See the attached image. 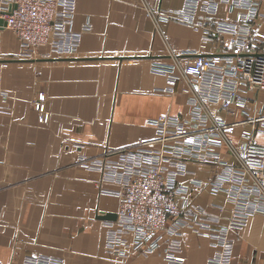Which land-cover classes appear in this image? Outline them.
Segmentation results:
<instances>
[{
  "label": "crops",
  "instance_id": "crops-1",
  "mask_svg": "<svg viewBox=\"0 0 264 264\" xmlns=\"http://www.w3.org/2000/svg\"><path fill=\"white\" fill-rule=\"evenodd\" d=\"M264 12V0H258ZM183 0H76L73 29L85 23L77 53L59 60L17 58L19 44L0 30V262L21 264L24 256L62 258L64 264H167L157 253L118 257L106 252V228L100 216L116 212L118 200L98 189L100 173L85 169L78 154L94 156L105 146L120 148L154 136L149 123L168 113L185 117L190 109L183 83L173 84L150 68L152 61L186 64L196 55L229 54L230 35L176 18ZM153 12L156 17L147 14ZM239 12L220 3L215 19ZM198 10L195 21L206 23ZM259 20L256 19V23ZM264 33V23L259 22ZM207 31V32H206ZM207 33L211 37H207ZM264 50V42L262 44ZM44 94L47 120H38L33 102ZM257 105L263 93H249ZM250 102V107L252 106ZM210 109L228 122L242 120L236 105L230 113ZM245 127V126H244ZM242 126L228 134L233 143ZM230 163L233 156L220 148ZM188 166L207 181L216 167L194 160ZM192 202L225 225L232 203L223 191L191 184ZM238 235L230 264H264V213H252ZM210 238L185 230L182 254L187 264H204L212 254Z\"/></svg>",
  "mask_w": 264,
  "mask_h": 264
},
{
  "label": "built area",
  "instance_id": "built-area-1",
  "mask_svg": "<svg viewBox=\"0 0 264 264\" xmlns=\"http://www.w3.org/2000/svg\"><path fill=\"white\" fill-rule=\"evenodd\" d=\"M222 2L239 9L234 19H215ZM258 4V0H183L176 18L228 33L229 54L196 55L186 64L175 57L170 62L152 61L151 70L163 74L168 82L162 91H172L175 83L184 84L190 105L187 115H158L149 122L154 128L149 139L120 148L105 146L94 156L77 155L81 166L100 173L99 191L118 200L115 217L102 221L106 252L123 258L132 253H157L167 264H187L182 254L187 229L210 238L213 252L204 264H230L239 238L230 232L241 230L252 213H264V104L257 105L249 96L250 92L264 94V33L259 24L264 23V12ZM75 6L76 0H0V30L8 29L16 37L17 58L74 56L82 33L90 28L85 23L73 29ZM198 10L206 23L195 21ZM147 14L156 17L150 10ZM6 95L0 83V97ZM44 100L39 92L33 102L40 122L47 120ZM211 105L226 113L236 105L246 115L228 122L214 114ZM236 126L242 129L233 143L228 134ZM223 146L233 163L222 157ZM191 160L216 169L204 181L189 168ZM185 175H190L191 184L226 193L232 208L225 225H216V217L192 202L189 186L179 180ZM21 264L64 261L38 254L24 256Z\"/></svg>",
  "mask_w": 264,
  "mask_h": 264
},
{
  "label": "water",
  "instance_id": "water-1",
  "mask_svg": "<svg viewBox=\"0 0 264 264\" xmlns=\"http://www.w3.org/2000/svg\"><path fill=\"white\" fill-rule=\"evenodd\" d=\"M59 59H65V58H50L49 60H59ZM33 60V59H29ZM38 60H45V59H38ZM101 218L105 219H113L115 217V213L113 212H106L100 216Z\"/></svg>",
  "mask_w": 264,
  "mask_h": 264
},
{
  "label": "rangeland",
  "instance_id": "rangeland-1",
  "mask_svg": "<svg viewBox=\"0 0 264 264\" xmlns=\"http://www.w3.org/2000/svg\"><path fill=\"white\" fill-rule=\"evenodd\" d=\"M17 56V55H16Z\"/></svg>",
  "mask_w": 264,
  "mask_h": 264
}]
</instances>
